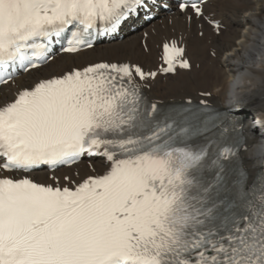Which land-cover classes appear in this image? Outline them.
Segmentation results:
<instances>
[{"label":"snow or ice","instance_id":"1","mask_svg":"<svg viewBox=\"0 0 264 264\" xmlns=\"http://www.w3.org/2000/svg\"><path fill=\"white\" fill-rule=\"evenodd\" d=\"M155 4L0 0V85L47 65L56 45L92 49ZM206 4L178 8L219 33ZM184 56L176 40L164 43L160 71L191 69ZM156 76L131 62H90L0 104V264H264V167L248 171L247 141L229 135L207 101L149 102L141 82ZM252 147L264 160V142ZM85 155L103 158V174L31 178Z\"/></svg>","mask_w":264,"mask_h":264},{"label":"bare ground","instance_id":"2","mask_svg":"<svg viewBox=\"0 0 264 264\" xmlns=\"http://www.w3.org/2000/svg\"><path fill=\"white\" fill-rule=\"evenodd\" d=\"M190 12L159 13L160 18L138 28L135 33L123 32L121 40L96 46L72 56L62 55L47 66L25 75L0 89V104L11 101L22 87H29L41 78L61 74L73 66H85L103 60L131 62L144 70L154 71L159 46L176 40L185 49L191 69L178 70L174 75L161 76L142 83L152 102L179 103L185 99H203L201 93H211L204 99L221 109L245 106L258 112L264 123V0H212L205 6V15L222 25L219 33L207 20L187 16ZM203 33V35H201ZM144 42L146 50L140 46ZM249 129V126L246 128ZM248 151L241 154L251 174L261 168L264 160L255 155L258 135L246 132ZM251 157V158H249ZM105 165L99 161L80 163L53 173L39 172L38 182L49 183V177L65 175L74 180L92 173L101 174ZM77 173L79 174L77 176Z\"/></svg>","mask_w":264,"mask_h":264}]
</instances>
